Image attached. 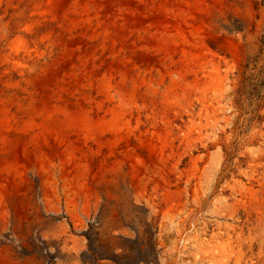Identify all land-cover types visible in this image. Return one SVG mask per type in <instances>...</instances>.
Returning a JSON list of instances; mask_svg holds the SVG:
<instances>
[{
	"label": "bare ground",
	"instance_id": "6f19581e",
	"mask_svg": "<svg viewBox=\"0 0 264 264\" xmlns=\"http://www.w3.org/2000/svg\"><path fill=\"white\" fill-rule=\"evenodd\" d=\"M165 1L174 101H166L168 111L147 115V123L139 116L141 146L92 170L82 191L85 208L72 197L69 174L57 188V166L39 144L50 127L28 124L22 131L28 139L18 141L9 119L0 117V160L9 145L22 155L0 163V264H232V253L244 256L242 264H264V91L247 124L232 129V144L220 126L224 103L242 114L236 100L250 98V78L264 68V0ZM95 128L104 129L89 120L67 127L89 136ZM143 199L151 217L163 216L156 245L148 237L149 213L137 206ZM91 208L122 209V217L94 226L89 238L72 235L88 230ZM65 217L70 221L59 223Z\"/></svg>",
	"mask_w": 264,
	"mask_h": 264
},
{
	"label": "rangeland",
	"instance_id": "374dc122",
	"mask_svg": "<svg viewBox=\"0 0 264 264\" xmlns=\"http://www.w3.org/2000/svg\"><path fill=\"white\" fill-rule=\"evenodd\" d=\"M165 8V0H1L0 117L9 119L10 137L18 141L28 139L22 134L28 124L50 127L48 136L40 139V147L59 166L55 181L60 191L64 183L60 177L70 175L71 194L78 208H85L82 191L94 168L103 162L114 164L129 148L141 146L140 132L134 130L139 116L147 123V115L168 111L166 101H174L173 81L177 78L171 75L165 56L161 19ZM250 81V98L236 100L242 114L235 116L229 100L224 103L227 109L220 126L230 135L228 141L224 137L227 144H232V129H242L247 124L248 109L262 99L264 68ZM71 120H89L104 129L99 132L95 128L90 136L85 133L90 138L85 144L84 133L67 129ZM6 148L10 151L1 155L0 163L22 157L20 147ZM143 150L139 153L147 155ZM227 159L232 163L231 152ZM68 186L70 189L69 182ZM137 195L135 191L131 199L135 201ZM145 205V200L137 204L138 209L149 213L152 232L148 237L156 245L162 235L163 216L157 213L156 218L151 217ZM103 210L106 212L100 222L98 214ZM91 212L88 230L72 235L89 238L94 226L122 217V209L117 214L108 208L97 212L91 208ZM67 220L61 218L59 223ZM128 229L133 239L139 240L135 226L128 225ZM244 260V256L232 253V264Z\"/></svg>",
	"mask_w": 264,
	"mask_h": 264
}]
</instances>
